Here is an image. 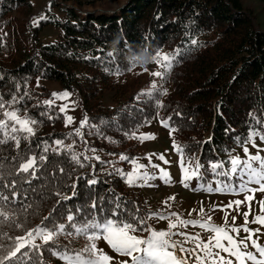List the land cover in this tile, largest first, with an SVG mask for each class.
I'll return each mask as SVG.
<instances>
[{
  "label": "trees",
  "instance_id": "trees-1",
  "mask_svg": "<svg viewBox=\"0 0 264 264\" xmlns=\"http://www.w3.org/2000/svg\"><path fill=\"white\" fill-rule=\"evenodd\" d=\"M123 1L110 16L96 12L82 17L66 10L67 20L47 19L29 27L19 23L21 18L33 16L30 0H0V95L7 100L26 92L19 106L40 121L36 136L31 142L22 141L21 149L11 142L0 145L3 183L18 181L21 194L13 203L4 202L15 219V223L0 225V245L5 249L42 221L48 227L67 223L64 217L69 210L83 209L76 213L78 221L82 220L91 214L94 199L104 208L99 215L110 214L117 203L120 218L131 220L134 215L145 217L152 212L142 192L126 186L116 169L119 164L126 168L131 159L140 156L138 139L132 134L137 136L154 117L171 118L178 129L173 133L175 140L184 147L185 155L204 164V180L216 178L208 169L209 161L244 158L239 153L241 142L252 130L264 131V32L242 0ZM51 25L64 38L43 45L41 34ZM177 51L178 62L163 78L154 77V69L160 66L152 57L157 52L173 55ZM44 83L70 93L80 120L87 117L89 125L96 126L82 129L87 147L97 149L96 153H86L84 141L74 135L80 123L71 129L65 126L66 115L59 111L57 101L52 108L43 104L54 93ZM149 92L152 95H145ZM56 139L73 144L77 154L98 155L100 160L84 161L85 167H80L70 153L49 151L48 162L31 185L8 175L18 162L13 157L42 154L44 142L55 147L52 141ZM258 140L256 137L255 142ZM121 154L129 160L120 161ZM90 179L97 183L90 186ZM0 191L8 194V189ZM63 196L72 198L64 200ZM58 243L61 248L80 250L87 241L61 236ZM47 248L44 246V264H60Z\"/></svg>",
  "mask_w": 264,
  "mask_h": 264
},
{
  "label": "snow or ice",
  "instance_id": "snow-or-ice-1",
  "mask_svg": "<svg viewBox=\"0 0 264 264\" xmlns=\"http://www.w3.org/2000/svg\"><path fill=\"white\" fill-rule=\"evenodd\" d=\"M43 19V17L41 18ZM193 44L196 41H192ZM179 51L173 55L162 54L157 52L152 59L164 70L152 73L154 77L163 78L164 72L169 71L174 62H178L176 57L179 56ZM156 84L152 85L155 89ZM19 92V88H17ZM12 95L10 99H5L0 95V145H7L11 142L14 147L21 149L22 141L31 142V139L36 136V129L40 121L28 114L26 107L22 105L24 96ZM145 95H152L151 92ZM70 96L67 91L63 93H53L52 98L45 100L43 104L52 108L57 100H64ZM163 107L162 104L157 105ZM61 113H66L67 106L61 104L59 106ZM40 115H48L46 112H41ZM179 115V113L177 114ZM49 119L53 117L48 115ZM171 118L161 120L162 126L169 129L170 135L178 131V129L170 123ZM74 118L70 115L65 116V126L73 123ZM86 126L95 128V125H89L87 117L80 122V126L74 130V135L79 137L85 143V152L96 153L97 149L87 147V141L84 139L82 129ZM97 134H101L97 129ZM127 135V133H126ZM133 138L139 139L141 142L151 140L155 137L151 134H141ZM258 137L264 141V131L252 130L247 140L241 142L244 153V158L240 156H230L227 162L225 161H209L208 169L217 179L212 183L199 184V189L206 191L209 194H232L244 195V199H236L229 201L223 208L213 207L212 211H223L224 223L217 225L213 222L212 215L203 207L200 208L197 219L183 218L179 213L171 211L169 201L175 200V197H169L164 201V207L169 209L167 214L163 211L149 212L145 217L133 216L131 220L120 218L121 205L117 203L108 215H99L104 212V208L99 201L94 199L90 205L92 212L90 215H85L82 220L77 219L76 213L83 211L81 208L75 209V212L69 210L64 219L67 223L56 222L52 227L44 224L28 230L24 235L14 238L10 249H5L0 245V264H44L43 250L44 246H48L47 251L62 264H264V245L259 243L261 228H251L250 224H257L264 227V200L259 201L260 214H256L250 220L252 215V202L255 199L256 192H264V156L260 153L264 149L258 148L255 138ZM107 138V137H105ZM115 142V141H113ZM55 147H51L47 142H44L42 154L36 153L18 155L13 157V161H18L15 165L14 173L8 175H16L21 180L31 185L33 180L39 178L38 173L42 165L48 162L49 151L60 155L63 152L70 153L71 160L85 167L84 161L100 160L98 155H86L85 152L75 153L73 144H65L64 140L56 139L52 141ZM248 144L257 149L256 154H251ZM39 147V145L37 146ZM173 148L179 156V166L181 170V183L185 188L190 186L192 180L203 181L204 164L194 157L186 156L184 147L173 140ZM155 154H150L145 157L149 164L139 163L136 158L131 159L132 170L124 172L121 169H116L117 174L128 184L132 186H151L150 181L159 179L165 184H172L170 173L163 167L152 162V157ZM164 164L169 161L161 154L157 157ZM120 161H128L127 155L121 154ZM149 165L158 170V175L148 171ZM4 165L0 163V189H8V194L0 191V225L7 223H15L12 213L7 210V204L15 202L20 197V192L17 190L18 181L12 180L3 183L4 173L2 169ZM63 173L64 169L61 168ZM222 178V179H221ZM96 179L88 180V184L95 185ZM255 185V187H253ZM73 195H75V187L73 185ZM60 196V193H57ZM26 198V197H25ZM70 196H63L64 200L71 199ZM247 205L248 211L240 212L241 206ZM26 207H31L27 205ZM228 209L236 212L237 215H243V225L236 224V216H231L229 222ZM195 211V210H193ZM139 212V209H136ZM191 216V213H189ZM157 219L167 221L166 230H156L148 225V220ZM44 220H49V217H44ZM16 227H21L15 224ZM189 227L198 228L207 233V237L202 236L200 231L190 233L187 231ZM71 229V230H69ZM148 233L146 236L142 233ZM241 233L245 235H241ZM63 237H83L87 244L80 250L68 249L66 246H59V238ZM255 237V238H254ZM9 239H11L9 237ZM103 240L107 243L112 252L119 257L118 262L115 257L109 255L103 248L97 246V241ZM40 241V243H37ZM253 249L254 251L250 250ZM34 256L38 257L34 259Z\"/></svg>",
  "mask_w": 264,
  "mask_h": 264
},
{
  "label": "rangeland",
  "instance_id": "rangeland-1",
  "mask_svg": "<svg viewBox=\"0 0 264 264\" xmlns=\"http://www.w3.org/2000/svg\"><path fill=\"white\" fill-rule=\"evenodd\" d=\"M30 2L33 5V16L29 15L26 18H21V22L19 23H24L25 26L29 27L38 25L40 21L47 19L67 20L68 16L66 15V10H74L77 14H81L82 17L86 15V13L96 12H104L106 15L110 16L112 13L118 11L124 1L99 0L93 2L91 0H30ZM242 2L246 9H249L253 12L257 27L264 32V3H262L260 0H242ZM13 17H17V14L14 13ZM42 17L43 19H41ZM63 38L64 36L62 31L51 25L44 29L41 34L40 41L43 45H48L51 43L62 41ZM154 70L156 72L162 71L161 67L155 68ZM44 85L54 93H61L58 92L60 89L55 85L45 83ZM106 95L111 96V94ZM57 102L59 105H66L67 111L65 115H70L74 118L73 123L67 126V128L71 129L81 122L78 112L74 109L73 105L70 102V96L64 100H57ZM106 102H109V99H107ZM160 121L161 120L158 117H154L138 132L137 136L147 133L153 135L155 138L151 140H145L143 142H141L139 139L137 140L139 143L138 153H140V156H138L136 159L139 163L148 165L149 162L147 159H145V157L149 156L150 154H155L152 157V162L165 168L170 173L173 183L169 185L165 184L159 179H155L150 181L151 186H132V188L140 190L142 192V196L144 195L143 197L148 200L149 211H163L165 212V214H167L169 209H166L164 207L163 202L168 200L169 197H175V200L169 201V203L171 204V211L179 213L183 218L186 219H197L199 210L201 207H203L207 212H210L215 224L222 225L224 223L225 212L212 211L213 207L223 208L228 204L229 201H234L236 199L243 200L244 195L217 193L209 194L206 191L202 190L193 191V189H199V184L201 182L212 183L213 186H215L214 181L216 180V178H210L208 180L203 179V181H197L194 179L190 182V186L188 188H185L181 183V170L179 166L180 158L173 148V140H175L174 134L172 133L170 135L169 129L162 126ZM256 144L258 148L264 149V141H261L259 139L258 141H256ZM247 146L249 147V151L251 154H256V148H253L251 144H248ZM239 153L244 156L243 149H241ZM161 154H163L165 159L169 161L168 164H164L157 158ZM260 154L264 156V152H261ZM122 167L123 165L120 166L119 164L118 169H121L124 172H129L132 170L131 162L126 165V168L123 169ZM148 171L155 175L159 174L158 170L152 168L150 165L148 167ZM126 186L129 187L128 184ZM253 187H255V185H253ZM262 200H264V192H256L255 199L252 202L253 213L249 216L250 220L254 215L260 214L259 201ZM244 211H248L247 205L241 206L240 212L242 213ZM228 212L230 214L229 222H231V216H236V224L243 225L244 218L242 214L237 215V213L232 211V209H228ZM189 213H191V216H189ZM148 222V224L156 230L167 229V221L150 219L148 220ZM249 227L254 229L260 227L261 233H264V227H261L257 224H250ZM187 231L190 233L200 231L202 236L204 237H207L208 235L198 228L189 227ZM147 234L142 235L146 236ZM241 235L245 234L241 233ZM37 243H40V241H37ZM259 243L261 245H264V235L260 236ZM86 244H84L83 247H85ZM97 246L99 248H103L109 255L115 257L117 262L120 259H127L126 257L121 258L116 253L112 252L107 243L103 240L97 241ZM250 250L254 251L253 249ZM59 263L62 264L60 260Z\"/></svg>",
  "mask_w": 264,
  "mask_h": 264
}]
</instances>
